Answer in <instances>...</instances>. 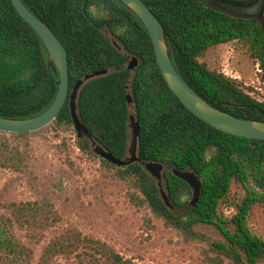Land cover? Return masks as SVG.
<instances>
[{
	"label": "trees",
	"instance_id": "16d2710c",
	"mask_svg": "<svg viewBox=\"0 0 264 264\" xmlns=\"http://www.w3.org/2000/svg\"><path fill=\"white\" fill-rule=\"evenodd\" d=\"M55 32L69 58L70 93L90 73L109 69L86 82L79 93L80 117L93 139L113 156L125 159L130 148V106L139 122L138 155L141 160L166 164L165 191L172 208L162 198L158 181L141 162L118 166L133 180L138 206L147 205L174 227L192 237L197 227L215 226L222 240L212 246L234 264H264V238L248 224L252 207L264 203V140L221 131L191 112L170 89L157 62L151 36L140 18L119 0H22ZM162 22L172 61L182 78L213 106L243 119L264 121V99L241 81L208 67L199 58L211 47L232 40L250 39L264 82V14L251 20L217 10L211 0H144ZM109 31L120 44L111 42ZM139 64L132 69L128 56ZM60 76L36 30L20 15L12 0H0V116L30 118L44 112L55 100ZM74 124L69 99L51 125ZM24 135L28 133H18ZM88 147V144H86ZM21 150L0 140V165L20 170ZM194 170L202 193L193 206L189 184L172 169ZM234 181L244 195L234 204L231 218L220 213ZM20 214V217H18ZM0 217V264H28L29 248L17 237L14 224L29 221L23 210ZM23 215H25L23 219ZM105 264H139L108 251ZM37 264H51L42 256ZM80 264H101L99 257Z\"/></svg>",
	"mask_w": 264,
	"mask_h": 264
},
{
	"label": "rangeland",
	"instance_id": "374dc122",
	"mask_svg": "<svg viewBox=\"0 0 264 264\" xmlns=\"http://www.w3.org/2000/svg\"><path fill=\"white\" fill-rule=\"evenodd\" d=\"M106 34L124 50L114 35ZM199 60L264 99L262 70L250 39L213 46ZM130 112L135 113L133 104ZM0 140L21 150L20 170L0 165V217L25 213L29 222L23 227L15 222L14 230L30 250L28 264L44 255L51 264H80L96 257L105 264L108 251L139 264H234L212 246L223 239L215 226L201 225L192 237L166 225L147 205H136L131 195L139 190L133 180L104 164L95 152L99 143L79 137L74 124H50L24 135L0 132ZM159 185L165 190L164 179ZM243 195L234 181L220 213L231 218ZM185 199L190 202L192 196ZM248 224L264 238V203L252 207Z\"/></svg>",
	"mask_w": 264,
	"mask_h": 264
},
{
	"label": "water",
	"instance_id": "95a60500",
	"mask_svg": "<svg viewBox=\"0 0 264 264\" xmlns=\"http://www.w3.org/2000/svg\"><path fill=\"white\" fill-rule=\"evenodd\" d=\"M12 1L20 15L41 37L49 54V58L56 65L59 71L60 81L55 100L44 112L30 118H7L0 116V132L29 133L39 131L53 123L69 99L71 115L75 128L78 132V136L81 138L88 137L89 139H93L92 133L85 126L80 117L78 97L82 86L86 82L91 79L107 75L110 72L109 69H103L86 75L76 83L70 93L69 58L64 45L51 27L41 20L35 13H33L22 0ZM119 1L130 8L147 28L153 41L158 65L166 82L168 83L170 89L191 112H193L200 119L204 120L206 123L226 133L239 137L264 140L263 120L239 118L213 106L197 92H195L182 78L172 61L167 44L165 28L144 0ZM222 6L229 11L239 14L259 15L264 10V0H257L254 4L247 7L235 6L230 3H223ZM138 64L139 59L136 56H128V65L130 68L134 69L138 66ZM127 101L129 105L133 104V98L130 94L127 95ZM129 133L130 148L127 158H116L101 144H98L95 147V152L118 166L141 162L151 176L158 181V184H161L164 179L163 173L166 168V164L157 161L145 162L140 159L138 155L139 122L135 115L130 116ZM172 171L176 176L185 180L191 187L192 199L190 204L195 206L199 202L202 193L200 177L190 168L182 170L174 167ZM161 193L166 205L172 208L173 205L166 191L161 189Z\"/></svg>",
	"mask_w": 264,
	"mask_h": 264
},
{
	"label": "flooded vegetation",
	"instance_id": "af4514ba",
	"mask_svg": "<svg viewBox=\"0 0 264 264\" xmlns=\"http://www.w3.org/2000/svg\"><path fill=\"white\" fill-rule=\"evenodd\" d=\"M257 0H211L210 3L217 9L222 12L229 13L232 16H236L238 18H243L246 20H251L253 17H261L262 14H264V10L261 14L259 15H248V14H239L235 13L232 11L227 10L225 7L222 6L223 3H230L235 6H240V7H247L252 4H254Z\"/></svg>",
	"mask_w": 264,
	"mask_h": 264
}]
</instances>
